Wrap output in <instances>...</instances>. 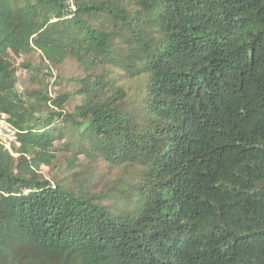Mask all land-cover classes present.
I'll list each match as a JSON object with an SVG mask.
<instances>
[{"label": "trees", "instance_id": "1", "mask_svg": "<svg viewBox=\"0 0 264 264\" xmlns=\"http://www.w3.org/2000/svg\"><path fill=\"white\" fill-rule=\"evenodd\" d=\"M0 113V264H264V0H0Z\"/></svg>", "mask_w": 264, "mask_h": 264}, {"label": "built area", "instance_id": "2", "mask_svg": "<svg viewBox=\"0 0 264 264\" xmlns=\"http://www.w3.org/2000/svg\"><path fill=\"white\" fill-rule=\"evenodd\" d=\"M3 141H2V140ZM0 143L12 152L11 146H17L14 129L9 125L6 116L0 113ZM8 144V145H6Z\"/></svg>", "mask_w": 264, "mask_h": 264}, {"label": "rangeland", "instance_id": "3", "mask_svg": "<svg viewBox=\"0 0 264 264\" xmlns=\"http://www.w3.org/2000/svg\"><path fill=\"white\" fill-rule=\"evenodd\" d=\"M61 73L66 75L68 72H73L75 71L76 72V68L74 67L73 64L69 63V62H66L64 63L62 66H61ZM2 140V139H1ZM3 141V140H2ZM8 145V144H6ZM15 155V154H14ZM41 171L43 173V175L47 178L51 177L52 175V172H51V169H49L48 167L46 166H43L41 167Z\"/></svg>", "mask_w": 264, "mask_h": 264}]
</instances>
